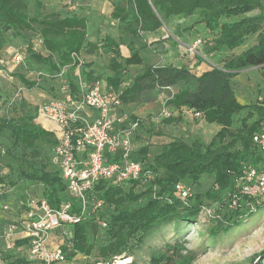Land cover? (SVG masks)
<instances>
[{"label":"trees","instance_id":"16d2710c","mask_svg":"<svg viewBox=\"0 0 264 264\" xmlns=\"http://www.w3.org/2000/svg\"><path fill=\"white\" fill-rule=\"evenodd\" d=\"M123 1L122 6L119 0H108L112 7L109 18L115 24V35L95 40L89 38L88 22L83 17L43 14L42 0H0V53L11 38H22L23 33L37 35L47 55L35 52L30 42L25 41L28 59L32 62L30 70H43L51 88L58 91L57 75L63 68H68L65 80L73 94L77 91L74 83L76 66L71 55H103L107 57L104 72H98L91 63L82 64L80 75L86 90L104 78L107 89L120 93L125 107L154 102L167 94L163 107L178 111V114L164 118L161 121L163 125L183 123L181 110L184 109L194 115L199 114L200 120L221 129L207 146L198 139H174L155 151L148 145L134 148L133 159L141 162L144 172L151 177L143 185L129 182L122 186L103 184L98 187V196L104 201L102 211L65 229L70 234L62 247L67 262L77 255L90 258L86 264L110 262L114 257L123 256L131 259L130 264H137L136 255L161 229L178 231L186 225H203L198 217L201 209L208 206L207 201L223 206L235 192L234 180L242 168L256 166L262 160V153L252 144V136L264 122V102L248 107L239 104L231 82L241 71L264 68V0ZM254 11H258V15L243 17ZM196 13L206 30L217 32L204 48L206 55L231 52L253 36L255 44L226 60L221 67L213 66L198 73L196 70L205 65L199 57H195L193 67L146 64L142 52L159 53L165 44L164 39L144 42L143 46L136 48L129 43L126 46L129 56L122 58L119 49L124 45L125 36L141 40L146 34L159 32L175 18L187 19ZM229 18L240 19L221 23L222 19ZM130 66H142V70L134 76L130 86L122 88L124 73ZM9 76L27 91L36 88L42 79L30 80L21 73ZM170 89H175V92L170 93ZM57 96L52 94V99ZM247 108L249 112L240 121V126L233 130L234 117ZM37 117L38 107L30 106L20 94L7 95L0 86V229L12 224L4 217L11 198L18 206L15 214L17 224L20 215L27 210V203L32 200L28 193L31 188L41 190L40 199H44L52 209H58L62 202L71 201L58 170L51 164L57 143L55 135L44 130ZM129 118L139 123L132 139L135 146L145 120H139L132 114ZM146 132L151 133V130ZM203 177L212 179L210 189L205 192L200 185ZM178 184L185 186L189 194L192 189L193 197L182 201L175 194ZM216 212H219V219L212 222V235L229 232L244 215V211L227 208L220 213L218 207ZM257 213L263 214L264 209L256 208L245 219ZM100 220L106 222L104 230L100 228ZM240 221L243 223L245 220ZM99 233L104 241L96 246L95 238ZM25 244V240L15 241V255L6 253V264H26L20 250ZM259 256H264V252ZM148 258L149 264H193L196 260L182 242L166 243L162 249L150 248Z\"/></svg>","mask_w":264,"mask_h":264},{"label":"rangeland","instance_id":"374dc122","mask_svg":"<svg viewBox=\"0 0 264 264\" xmlns=\"http://www.w3.org/2000/svg\"><path fill=\"white\" fill-rule=\"evenodd\" d=\"M44 3L42 13H58L62 17L77 15L87 19L89 38L101 40L107 35H115L114 23L109 18V12L112 7L108 0H42ZM123 6L124 1L119 0ZM30 13L32 14L33 8L30 5ZM258 11H254L246 14L243 17H250L258 15ZM242 18V17H240ZM240 18L222 19L221 23H232ZM217 35L206 30L204 25L200 23V15L194 14L187 19L175 18L166 26H163L158 32V35L154 38H144L141 40H134L130 36L123 38L124 45L120 47V54L123 59L129 56L126 46L131 43L136 47L143 46L144 42L150 43L156 40L164 39V46L159 53L152 51H143L142 58L146 64L149 63H161L174 62L176 59H181L184 65L190 64L193 67L196 58L189 53H182L179 50V44L188 45L189 48H194L199 53H202L207 61L201 69L196 70V73L212 68L213 66L221 67L222 64L233 56H237L240 53L246 51L248 48L255 44V36L249 37L245 40L243 45L231 52L222 51L216 54H205V47L210 43ZM9 36V34H8ZM25 41H29L32 45V49L42 55H47L42 50L41 41L39 37L32 33H23L22 38H11L8 44L3 48L0 53V86L4 93L7 95L20 94L21 97L32 107H38L43 103L51 100L52 94L58 95V91L51 88L48 82V78L43 77L36 88L27 91L22 85L9 75L13 73L24 74L27 79H34L35 74L38 71L43 73V70H30L32 62L28 59L27 44ZM196 42H200L197 46ZM179 43V44H178ZM196 47V48H195ZM8 51H15L20 53L23 62L21 64H15ZM172 57V58H166ZM83 63H91L98 72H104L107 65V57L103 55H87L81 56ZM142 70V66H130L126 70L123 76V87L131 85L134 76L139 74ZM106 74V72H105ZM43 75H46L43 73ZM104 76V75H103ZM104 79V78H103ZM103 83H105L104 80ZM232 89L235 93L236 99L239 104L246 107L256 103L264 102V68H252L239 72L237 76L232 80ZM56 85V84H54ZM104 86H106L104 84ZM120 88V90H122ZM56 89V86H55ZM174 92V91H173ZM170 92V93H173ZM163 97H158L154 102H150L152 106L151 115L145 117L143 110H150L147 103L133 104L130 106L134 111L135 116L139 120H144V125L140 133H138L135 139V146L137 148L141 145H148L153 151L160 146L171 142L174 139H182L188 141L189 139H198L202 141L204 145H209L212 138L220 131L216 130L217 125L207 124L203 120H195L193 117L191 120L184 121L175 126H165L161 123L164 118H167V112L163 107ZM127 112L129 109L125 108ZM249 112L248 108L242 111L239 115L234 117L232 129L235 130L240 126V121ZM186 117V116H185ZM199 119V118H197ZM251 121V120H250ZM150 129L151 133H147L146 130ZM221 129V128H220ZM1 167V166H0ZM4 170V169H3ZM4 173V171H3ZM201 190L205 192L210 189L212 185V179L203 177L200 180ZM28 193L32 200H38L41 197V190L31 188ZM190 197H193L194 191L191 189ZM192 195V196H191ZM190 198V199H191ZM189 199V200H190ZM206 207L209 211L214 212V217L205 218V221H200L202 224H192L191 226H183L175 231L171 228H164L158 231L149 242L143 245V250L136 255L137 264H149L148 251L150 248L162 249L166 243L182 242L186 248V251L193 253L196 256V260L193 264H264V256H259L264 252V213H257L250 219L248 213L244 212V215L239 217L237 226L232 228L227 233H219L212 235L214 224L212 222L217 221L219 218V212H216L217 207L221 210L226 209L227 201L223 206H219L217 203L207 201ZM17 202L11 198V202L5 208L4 217L12 221L9 226L15 227V214L17 209ZM244 221L243 223L240 221ZM0 229V264H6L5 254L11 253L15 255V234L9 239L4 235L7 227ZM215 229V228H214ZM104 241V237L101 233L95 238V245H99ZM82 259L77 256L74 264L81 263ZM161 264H169L168 262H162Z\"/></svg>","mask_w":264,"mask_h":264},{"label":"built area","instance_id":"2783aa9c","mask_svg":"<svg viewBox=\"0 0 264 264\" xmlns=\"http://www.w3.org/2000/svg\"><path fill=\"white\" fill-rule=\"evenodd\" d=\"M196 45L199 46L200 42ZM178 48L182 53L207 61L202 53L194 51L197 49L185 44H179ZM8 54L15 64L23 62L20 53L8 51ZM71 58L76 66V93L71 92L65 80L68 68H63L57 75L58 96L38 106L37 120L44 130L55 135L57 143L51 164L58 170L74 204L62 202L58 209H52L44 199L30 200L15 227H7L4 232L7 239L15 234V241H26L20 248L26 264H74L77 256L82 259L78 264H86L91 259L81 255L69 262L65 260L62 247L70 237L66 227L102 211L104 201L98 196L99 186H122L129 182L143 185L151 177L144 172L143 164L133 159L132 139L139 123L130 120L120 93L107 89L102 81L86 90L80 75L83 60L76 54ZM43 77L41 72L35 74L37 80ZM195 117L200 116L195 114ZM252 144L262 153V160L256 166H244L235 178V192L226 204L231 211L252 214L256 208L264 209V122L252 136ZM175 194L182 201L190 197L189 190L181 184L175 187ZM211 211L203 207L198 219L205 221L210 215L213 218L214 212ZM99 225L102 230L106 228V222L102 220ZM130 263V258L120 256L110 262L95 264Z\"/></svg>","mask_w":264,"mask_h":264},{"label":"crops","instance_id":"0c3cea01","mask_svg":"<svg viewBox=\"0 0 264 264\" xmlns=\"http://www.w3.org/2000/svg\"><path fill=\"white\" fill-rule=\"evenodd\" d=\"M112 10V9H111ZM111 12V11H110ZM110 12H109V14H110ZM108 14V15H109ZM156 35H158V32L157 33H155V34H146V35H144V38H154V36H156ZM149 43V42H148ZM166 58H172V57H166ZM159 64H161V65H164V64H171V65H174V66H177V67H179V66H181V65H184L183 64V61H181V59H176V61H172V62H170L169 61V63L166 61V62H164V61H162L161 63H159ZM187 66L188 67H190V64H187ZM204 66V65H203ZM202 65L198 68V69H201L202 67H203ZM205 70V69H204ZM203 71V70H202ZM242 72V71H241ZM232 85V84H231ZM169 91H171V92H175V89H170ZM173 92V93H174ZM131 105H133V104H130V105H128V106H126V107H124V108H127V109H129L130 110V114H132V115H134L135 116V113H134V111L133 110H131V108H130V106ZM147 105L150 107V110H143L142 111V113H145V117H147V116H149V115H151V113H152V106H151V104H149V103H147ZM165 110H166V112H167V117H176L177 116V114H178V111H174V112H172L171 110H169V109H166L165 108ZM181 113H182V117H183V120L184 121H187V120H191L193 117L195 118V120H198L199 122H200V119H197V117H195V115L192 113V111H187V110H184V109H182L181 110ZM186 116V117H185ZM193 116V117H192ZM136 117V116H135ZM145 120V119H144ZM216 130H220V127L219 126H217V129Z\"/></svg>","mask_w":264,"mask_h":264}]
</instances>
